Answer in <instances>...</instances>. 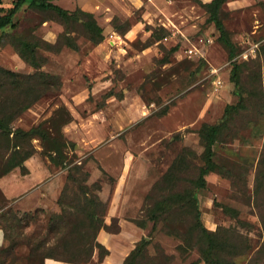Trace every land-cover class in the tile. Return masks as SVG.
Instances as JSON below:
<instances>
[{"label": "rangeland", "instance_id": "1", "mask_svg": "<svg viewBox=\"0 0 264 264\" xmlns=\"http://www.w3.org/2000/svg\"><path fill=\"white\" fill-rule=\"evenodd\" d=\"M12 1L4 0L2 7L11 8ZM211 1L54 0L69 11L93 14L105 39L93 44L77 24L73 36L78 50L61 45L59 51H40L47 60L42 70L58 75L62 89L41 99L12 127L43 125L59 141L67 167L56 165L44 155L42 141L33 140L30 161L47 171L40 182L56 181L53 191L14 205L0 196V226L10 223V207L19 215L4 249L14 239L19 244L14 253L3 255L9 259L6 264H33L27 239L46 238L54 215L71 217L74 227L86 198L94 197L105 210L107 227L99 231L121 234L107 242L114 249L107 264H119L120 246L135 248L151 234L152 210L173 188L163 178L184 148L198 158L190 160L192 168L181 175L186 183L177 182V191L196 178L206 151L200 129L220 123L226 107L240 100L228 51L202 6ZM221 17L238 48L246 108L233 116L215 148V160L228 176L207 177V187L197 191L199 209L205 227L219 230L227 244L224 264H264V0H229ZM14 21L16 29L0 32V67L34 74L12 44L14 36L57 44L64 25L52 12L30 3ZM9 154L0 143V165ZM168 220L157 224L148 255L156 256L159 246L171 258L169 264L199 260L197 250L182 252V241L166 233L175 229ZM141 221L148 225L145 230L137 225ZM73 240L78 243L80 237ZM93 253L87 264H100V251Z\"/></svg>", "mask_w": 264, "mask_h": 264}, {"label": "trees", "instance_id": "2", "mask_svg": "<svg viewBox=\"0 0 264 264\" xmlns=\"http://www.w3.org/2000/svg\"><path fill=\"white\" fill-rule=\"evenodd\" d=\"M228 1L212 0L209 3H202V6L210 14L208 21L213 23L220 32L219 41L228 51V57L233 66L231 81L235 85V94L239 96L240 100L236 105L226 107L224 118L220 123L215 125L204 124L200 129V139L206 151L201 157L203 165L199 168L196 178L190 179L188 187L177 191V182L186 183L182 180L181 175L192 168L190 160L198 158L196 152L184 148L178 159L170 166L162 182L173 186V188L166 198H163L161 202L154 206L153 212L151 211L150 219L153 221L151 234L148 237L141 238L136 243L135 248L126 257L123 264H169L171 258L164 255L159 246H156V256H150L147 252L148 247L152 244L153 233L157 230V224L165 222L169 218L168 221L175 226V229L166 233L182 241L179 249L185 253L193 250L199 252L200 259L192 264H224L223 260H227L222 256L227 244H225L222 235L219 234V230L211 231L207 229L201 219L197 191L207 187V177L211 173L228 176V172L219 166L215 160V148L220 137L232 123L233 116L246 108L244 89L241 86V66L237 61L238 48L231 39L221 17L222 8ZM28 3L32 7L55 14L56 18L64 25V32L57 44L28 41L19 36H14L12 44L15 46L20 58L35 69L34 74L25 75L0 67V143H4L8 152L10 151L7 163L4 166L0 165V178L17 168L21 170L22 174H27L28 170L25 162L35 153L33 145L35 139L42 141L44 155L50 157L56 165H61L62 168L67 167L59 141L52 137L43 128V125L40 124L30 130H24L22 128L14 129L12 124L48 94L60 92L62 89V81L58 75L42 70L47 61L40 53L42 49L59 51L60 46L65 45L72 50H78V44L73 36L77 24L83 26L93 44H98L105 39L104 30L97 23L93 14L81 9L69 11L55 4L54 0H13L11 8L2 7L4 0H0L1 33L4 34L8 29L17 28L14 18ZM262 49L264 50V47ZM176 51L177 48L171 50L173 53ZM164 61H167L166 57ZM0 196L4 201L6 200L1 190ZM86 200L87 203L82 216L73 218L77 223L74 227L69 225L72 220L71 217L54 215L50 220L51 226L46 238L38 239L35 242L27 239L31 251L28 256L30 260H36L37 264H45L46 259L72 264H87L97 248L100 251L99 263L103 262L110 252L105 245L98 242L97 235L101 228L107 227L102 217L105 215V210L99 207L98 197L86 198ZM61 202L59 201L60 204ZM8 212L11 217L8 219L10 223L7 225L8 227L1 226L6 240L9 238V230L13 229L17 223L16 219L19 220V215L13 208L10 207ZM2 219L3 216L0 214V220ZM186 224H189V227L184 228ZM137 225L144 230L148 227L147 223L143 221ZM179 228L184 230L181 231ZM76 235L77 239L80 237L78 243L73 240ZM53 237L55 243L50 245V240ZM17 240L14 239L8 249L0 251V264L8 263L7 260L9 259L2 257L4 254L14 253L19 244Z\"/></svg>", "mask_w": 264, "mask_h": 264}, {"label": "crops", "instance_id": "3", "mask_svg": "<svg viewBox=\"0 0 264 264\" xmlns=\"http://www.w3.org/2000/svg\"><path fill=\"white\" fill-rule=\"evenodd\" d=\"M25 166L28 170L27 174H22L19 168L14 169L12 172L0 178V190L2 191L4 197L12 204L20 202L24 199H31V196L38 197L44 196L42 192L48 193L49 189L55 185L56 180L51 179L48 182H40L42 179H46L47 171L41 167L39 162L36 164H32L30 159L25 162ZM25 193V194H24ZM23 194V196H21ZM53 196V197H52ZM52 198H55V193L53 192ZM21 199V200H20ZM56 199H58L56 197ZM115 209V208H113ZM112 209V210H113ZM1 214V212H0ZM121 235V234H120ZM120 235H108L104 231H99L97 235V240L109 247L110 255L105 257L104 261L100 264H107L114 257V249L108 246V238L115 239L114 237ZM7 246L6 237L2 227L0 226V250L4 249ZM121 250L119 264H123L126 257L130 254V252L134 249L132 246H120ZM45 264H68L63 263L54 259H46Z\"/></svg>", "mask_w": 264, "mask_h": 264}, {"label": "built area", "instance_id": "4", "mask_svg": "<svg viewBox=\"0 0 264 264\" xmlns=\"http://www.w3.org/2000/svg\"><path fill=\"white\" fill-rule=\"evenodd\" d=\"M193 51L191 50L190 53H192Z\"/></svg>", "mask_w": 264, "mask_h": 264}]
</instances>
